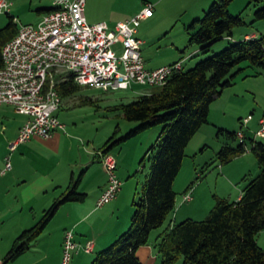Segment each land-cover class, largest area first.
I'll return each mask as SVG.
<instances>
[{
	"label": "trees",
	"instance_id": "obj_1",
	"mask_svg": "<svg viewBox=\"0 0 264 264\" xmlns=\"http://www.w3.org/2000/svg\"><path fill=\"white\" fill-rule=\"evenodd\" d=\"M234 1L213 0L204 16L187 27L189 45L200 47L203 55L208 54L213 44L231 37L235 28L244 25L240 15L230 13ZM254 1L261 6L254 12L255 21L264 20V0ZM6 14L8 23L0 29V70L2 49L17 35L19 28L16 18L10 12ZM243 62L264 68V36L232 42L220 53L197 62L190 70L175 73L157 91L120 106L126 121L140 124L121 137L117 127L102 151L110 152L116 145L155 126L163 125V129L156 145L150 149L155 152L151 172L141 195L133 202L134 213L128 230L99 252L93 264H142L137 255L139 248L148 245L153 230L160 228L176 208L174 183L182 169L186 148L202 126L209 123L212 103L231 88L243 72L236 69ZM81 88L71 76L58 84L62 99L75 95ZM83 103L93 104L94 101L87 99ZM238 133L218 129V137L225 136L238 144L236 147L223 145L217 159L225 165L243 156L249 141L260 174L243 189L239 201L214 196L215 205L204 220L187 219L161 235L158 240L161 264H174L180 259L182 264H264V249L257 240L264 231V143L248 140L246 136L241 142ZM80 181L81 178L72 180L66 192L40 220L16 239L3 264L30 250L62 205L86 199V194L78 191Z\"/></svg>",
	"mask_w": 264,
	"mask_h": 264
},
{
	"label": "rangeland",
	"instance_id": "obj_2",
	"mask_svg": "<svg viewBox=\"0 0 264 264\" xmlns=\"http://www.w3.org/2000/svg\"><path fill=\"white\" fill-rule=\"evenodd\" d=\"M56 1L58 0H8L11 5L10 15L16 18L19 25H36L39 23L38 11L54 8ZM133 1L142 3L144 0ZM146 1L155 3L156 0ZM179 3L175 0H164L161 11L156 8L155 17L139 27L138 38L145 40L142 50L145 59L158 57L161 60H169L193 55L196 45L188 44L187 27L193 20L202 18L210 4L204 6V9L196 15L192 10L186 12L192 1L184 0L182 4ZM259 7L261 6L254 0H235L231 4L230 13L234 16L240 15L245 22L244 25L233 30L234 37L244 38L247 34L264 36V20L255 21L254 17V12ZM6 13L0 12V29L8 23ZM230 44L232 42L229 38H222L213 44L208 54L199 53L198 56L189 58L183 65V71L186 72L197 62L220 53ZM236 69H242L243 72L235 79L234 85L225 90L222 97L211 105L210 119L214 118L212 121L221 122L222 125L215 128L216 125L212 126L213 123L209 121L210 125L206 124L204 134L195 135L187 146L182 169L174 183V191L177 194L176 208L160 228L153 230L148 245L139 248L138 257L143 264H161L158 240L171 226L187 219L204 220L215 205L214 196L234 202L247 184L260 174L258 162L252 152L245 153L244 158L238 157L225 165H221L217 159V153L223 145L236 147L238 144V141L228 140L225 136L218 137V129L224 128L236 133L243 130L253 139L256 138L258 126L255 123H248L242 129L241 125L249 116L255 120L259 116L264 117V68L253 67L248 62H243ZM157 89L133 84L129 90L104 93L94 88L83 87L75 95L64 99L58 116L65 125L67 143L71 144L70 156L80 158L87 150L104 148L116 127H120L122 131L119 137L137 128L140 123L126 121L120 106L136 101L140 96L155 92ZM87 99L93 100L94 103L84 104L83 100ZM2 110H7L9 113L5 114L7 119L0 118V142L8 138L11 132L4 131L3 126H8V121L17 118L13 110L0 108V112ZM162 129L163 125L155 126L110 150L117 159V177L122 183L120 193H124L130 207V213H126L130 220L129 225L123 233L128 230L131 223L134 213L133 202L141 195L142 188L150 175L155 155L150 149L156 145ZM256 140L264 143V138H256ZM247 144L250 145L249 141ZM226 166L228 168L223 169ZM188 192H191L193 200L185 202L184 196ZM13 200L14 197H10L1 202V221L8 223L14 220L10 211ZM10 231L11 229H4V238ZM74 232L80 236L78 230ZM257 240L259 246L264 249V231L258 235ZM102 250L104 249H97L91 254L79 251L74 254L71 264H93L96 255ZM174 264H182V259Z\"/></svg>",
	"mask_w": 264,
	"mask_h": 264
},
{
	"label": "built area",
	"instance_id": "obj_3",
	"mask_svg": "<svg viewBox=\"0 0 264 264\" xmlns=\"http://www.w3.org/2000/svg\"><path fill=\"white\" fill-rule=\"evenodd\" d=\"M10 6L8 0H0V12H10ZM85 12L86 0H58L38 24H18L17 35L3 47L0 107L11 106L27 117L17 138L9 144L11 153L34 137L48 140L65 128L58 117L62 106L58 84L69 76L82 88L108 93L129 90L133 84L161 88L183 70L181 61L156 69L146 66L138 29L153 16L152 3H145L135 16L112 27L106 21L89 23ZM117 45H121L120 51ZM251 118L245 119L242 126ZM237 136L241 142L245 140L242 130ZM255 137L264 138V119ZM97 157L108 177L97 202L101 208L117 198L122 183L117 177L116 157L102 150ZM11 170L9 156L0 176ZM191 200V192L186 193L184 201ZM63 249V264H71L75 253H93L94 243L79 244L74 232L68 230Z\"/></svg>",
	"mask_w": 264,
	"mask_h": 264
},
{
	"label": "crops",
	"instance_id": "obj_4",
	"mask_svg": "<svg viewBox=\"0 0 264 264\" xmlns=\"http://www.w3.org/2000/svg\"><path fill=\"white\" fill-rule=\"evenodd\" d=\"M175 1L181 4L184 2V0ZM190 1H192V4L186 9V12L192 10L195 14H198L201 9H204V6L211 4L213 0ZM147 2L154 5V14L151 18L144 20L140 25L141 27L155 17L156 8L161 11V5L164 0H156L155 3L146 0L142 1V3L140 1L134 2L133 0H86L85 15L89 23L106 21L112 27L119 21L135 16ZM47 10L38 11L39 22L42 20L43 15L47 13ZM50 10H53V8ZM260 37L255 34H247L244 38H237L232 34L231 37L227 38L231 42H238L259 39ZM139 39L143 44L145 43L144 39ZM117 49L120 51L121 45H117ZM177 50L183 53L178 48ZM200 51V47L196 46L192 52L193 55L179 56L169 60H161L158 57L145 59L143 55L142 57L147 68L156 69L179 61L184 65L192 56H198ZM64 99H62L61 109ZM0 108L13 110L14 115L17 116L15 120L8 121V126H3L2 129L4 131L11 132L8 138H4L0 142V170L4 168L7 157L10 156L12 163V170L0 176V204L10 199V197H14L13 206H10L14 220L8 223L0 220V260H4L16 239L25 230L32 228L40 220L44 212L51 207L53 202L66 192L71 181L78 178H81L78 191L86 194V199L83 202L62 205L44 232L32 243L30 250L16 260L6 264H63V244L65 233L69 229H72L73 232L79 231L80 236L74 232L77 243L84 245L92 241L94 243V251L106 249L110 246L127 229L130 220L126 213H130V207L122 192L109 204L101 208L97 207V202L108 184L107 174L97 157V152L103 148L95 151L87 150L88 152L85 151L80 158L70 156L72 148L71 144L67 143L66 128H64L56 131L54 136L48 140L34 137L28 142L19 145L17 150L11 153L9 144L17 138L19 130L26 122L27 117L18 114L11 106H2ZM211 109L209 121L213 123L212 126L216 125L215 128H218V125H222V123L215 120L212 121L214 118L210 119ZM0 113L1 120L7 119L5 115L9 113L7 110H2ZM262 119L264 117L259 116L257 120L251 118L248 123H255L258 126V131ZM205 126L206 124L202 126L196 135L204 134ZM118 128L121 133V128ZM241 128L243 129L242 125ZM244 135L248 140L251 139L245 132ZM249 152H251V147L247 144L246 154ZM226 168L228 166L223 169ZM78 173L80 174L77 177ZM242 193L243 190L236 201L240 200ZM4 229H11L6 238H4ZM139 251L140 249L137 255Z\"/></svg>",
	"mask_w": 264,
	"mask_h": 264
}]
</instances>
